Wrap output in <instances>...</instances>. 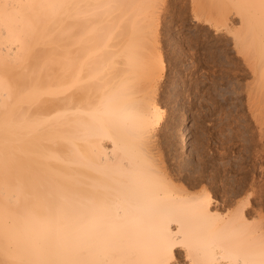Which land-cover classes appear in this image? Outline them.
Instances as JSON below:
<instances>
[{
	"label": "bare ground",
	"instance_id": "obj_1",
	"mask_svg": "<svg viewBox=\"0 0 264 264\" xmlns=\"http://www.w3.org/2000/svg\"><path fill=\"white\" fill-rule=\"evenodd\" d=\"M162 1L0 0V264H264L248 199L222 212L158 158ZM192 2L263 94L264 0Z\"/></svg>",
	"mask_w": 264,
	"mask_h": 264
},
{
	"label": "rangeland",
	"instance_id": "obj_2",
	"mask_svg": "<svg viewBox=\"0 0 264 264\" xmlns=\"http://www.w3.org/2000/svg\"><path fill=\"white\" fill-rule=\"evenodd\" d=\"M165 1L155 21L164 63L156 93L165 113L155 129L162 168L176 186L207 193L222 212L230 201L248 199L250 223L264 228V89L256 92L254 73L231 39L194 19L193 0ZM172 120L188 125L187 155L165 135ZM176 258L186 264L181 251Z\"/></svg>",
	"mask_w": 264,
	"mask_h": 264
}]
</instances>
